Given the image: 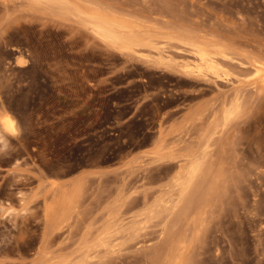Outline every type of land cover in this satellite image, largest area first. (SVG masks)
Listing matches in <instances>:
<instances>
[{"label":"rangeland","instance_id":"1","mask_svg":"<svg viewBox=\"0 0 264 264\" xmlns=\"http://www.w3.org/2000/svg\"><path fill=\"white\" fill-rule=\"evenodd\" d=\"M54 1L0 0V264H170L180 243L178 264H264V0ZM202 42L229 76L157 60L196 71ZM207 139L211 191L165 234Z\"/></svg>","mask_w":264,"mask_h":264},{"label":"bare ground","instance_id":"2","mask_svg":"<svg viewBox=\"0 0 264 264\" xmlns=\"http://www.w3.org/2000/svg\"><path fill=\"white\" fill-rule=\"evenodd\" d=\"M49 1L53 2L54 0H49ZM55 2L56 1H54L53 3H55ZM57 2H60V1L57 0ZM59 4H57V5H59ZM63 7H64V5H63ZM69 8H70V6H69ZM70 9H72V8H70ZM93 23L94 22L92 21L91 25H93ZM89 24H90V22H89ZM98 26H101V25H98ZM123 28L126 29V30H128V33L130 32V34H128V35L126 34L125 37H127L129 39L130 38H133L134 35L131 33V30L129 29L130 27L129 28H126V26H125ZM103 30H104V26H103ZM143 38H145V37H143ZM136 39H139V38H136ZM121 40L120 41L123 44L120 47L123 48V49H125V50H128V51L136 52L137 50L134 51V49H135V47L138 48L139 45H141V46H143L145 48L152 49V50L154 49V47H153V43L154 42H151V41H147L146 40L147 42H143L142 44H139L140 43L139 40L138 41H133V42H128V41L126 42L125 40H128V39H125V38L124 39H121ZM123 41H125V42H123ZM203 44H200V43L198 45L193 44V47H194L193 55H194V57H196L200 61V64L196 66L197 67V70L196 71L191 69L192 68L191 67V63H189L187 61H184V60L177 61L176 59H174V57L173 58L172 57H168L167 58L163 54L161 48H155V50L158 52V57H157L158 59L157 60H159V61L160 60L161 61H163V60H169L170 63L173 66L182 68V72L184 71V73H186L185 75H195V73H197V76H200V74H203L204 71L210 72L211 75L215 77V79L216 78L217 79L221 78V76L223 74L226 75L227 74V71L223 68V65H222L221 61L216 56H220V58L223 59L222 61H224L227 52L225 51L226 53H224L223 49L220 48L219 49L220 50L219 53H215L216 52L215 51V52H213L215 54H212L209 51V48L216 49V48L219 47V45L217 47V43L212 44V45L210 43H209L210 45H207V44L206 45L205 44L203 45ZM154 45H155V43H154ZM221 46H223V45H221ZM191 54H192V52H191ZM228 59H226V60H228ZM231 60H232V58H231ZM256 69H258V72L261 73V71L264 70L263 63H258L257 66H256ZM260 83H261V81H260ZM240 109H241L240 100L237 98L236 101H235V103L233 104V106L230 107L229 109H226L223 112L222 119H221L222 122L224 124L229 123L231 120L234 119V116H236L239 113ZM1 125L3 126V128L7 132L12 133L13 132V129H14V120H12L11 118H9L7 116L6 117H2L1 118ZM207 137L209 138V135ZM211 141H210V139H207V141L205 142V144L202 143V146L204 144L202 150H200L201 149L200 148L199 149L200 151L197 152V154L195 156H193V158L191 157L192 159L190 161H188L187 164L185 163L186 165H182L181 164L180 167L177 166V169L179 167L180 170L177 171V174L174 173L176 175L172 179L171 183L168 185V188L165 190V192L163 191V194L161 193L162 195H164V197H165V194L166 195H169V198L168 199H171V200H169V202H166V201L163 200V202H164V205L163 206L166 207L167 210L170 212V213L168 212L169 213L168 217L167 216H164V217H167V219L165 218V220H163V221H165V230H164V233L165 234L170 233V232H168L169 231L168 230L169 229V225H171L172 221L174 220V218H176V216L178 218L179 217L178 216L179 214H183L184 216L190 215L196 209H197V211H199L197 207L199 205H202L203 203H205L204 201L206 200V195L208 194V191L212 188V187L210 188V183L211 182L209 181L210 180V173L212 171L211 170L212 169V161L210 160L211 159V157H210V153H211L210 151L211 150L209 151V148L211 147V145H210L211 144L210 143ZM170 195H171L172 198H170ZM161 197L162 196H160V198ZM160 198H159V200L161 201ZM149 211H150V213L152 212L151 210H149ZM181 217H183V216L181 215ZM179 219H177V220H179ZM180 221H182V220H180ZM171 229H170V231L172 232ZM170 235H171V233H170ZM170 239H171V237H170ZM164 242H167V241L164 240ZM174 244H175V241H174ZM175 246H176V244H175ZM175 248H174L175 249V254L172 256V258L170 260V264H178L179 263L180 257L182 255L183 249H184L183 243L178 244L177 247H175ZM171 252H173V251H171ZM171 254H170V257H171Z\"/></svg>","mask_w":264,"mask_h":264}]
</instances>
